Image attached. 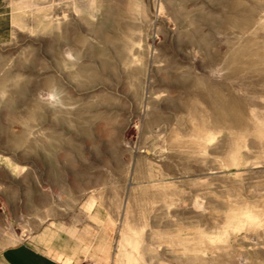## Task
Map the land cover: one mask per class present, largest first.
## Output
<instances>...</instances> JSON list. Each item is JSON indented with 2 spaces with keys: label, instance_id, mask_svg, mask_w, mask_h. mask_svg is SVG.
Instances as JSON below:
<instances>
[{
  "label": "rangeland",
  "instance_id": "1",
  "mask_svg": "<svg viewBox=\"0 0 264 264\" xmlns=\"http://www.w3.org/2000/svg\"><path fill=\"white\" fill-rule=\"evenodd\" d=\"M55 223L84 264H264V0L0 4V254Z\"/></svg>",
  "mask_w": 264,
  "mask_h": 264
},
{
  "label": "crops",
  "instance_id": "2",
  "mask_svg": "<svg viewBox=\"0 0 264 264\" xmlns=\"http://www.w3.org/2000/svg\"><path fill=\"white\" fill-rule=\"evenodd\" d=\"M5 1L0 0V4ZM57 226L62 228L57 229ZM72 228L74 235L68 231ZM46 230L55 232L51 239ZM99 256L93 253L92 243L88 246L81 242L76 228L55 223L38 231L30 241L24 240L4 248L0 260L3 264H84L98 261Z\"/></svg>",
  "mask_w": 264,
  "mask_h": 264
},
{
  "label": "bare ground",
  "instance_id": "3",
  "mask_svg": "<svg viewBox=\"0 0 264 264\" xmlns=\"http://www.w3.org/2000/svg\"><path fill=\"white\" fill-rule=\"evenodd\" d=\"M251 221L254 222V219H252ZM128 261H130V258H128Z\"/></svg>",
  "mask_w": 264,
  "mask_h": 264
}]
</instances>
